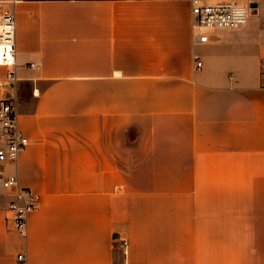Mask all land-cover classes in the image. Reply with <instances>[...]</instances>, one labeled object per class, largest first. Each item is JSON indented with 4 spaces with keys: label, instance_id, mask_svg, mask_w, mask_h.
<instances>
[{
    "label": "crops",
    "instance_id": "1",
    "mask_svg": "<svg viewBox=\"0 0 264 264\" xmlns=\"http://www.w3.org/2000/svg\"><path fill=\"white\" fill-rule=\"evenodd\" d=\"M194 21L192 0L16 4L29 143L5 169L41 198L20 232L0 179V264H264V11L205 41Z\"/></svg>",
    "mask_w": 264,
    "mask_h": 264
},
{
    "label": "built area",
    "instance_id": "2",
    "mask_svg": "<svg viewBox=\"0 0 264 264\" xmlns=\"http://www.w3.org/2000/svg\"><path fill=\"white\" fill-rule=\"evenodd\" d=\"M21 0H0V66L5 73L0 76V179L2 185L13 191L15 200L11 204V220L23 233L27 231L29 214L38 205L41 195L21 185L17 171L7 172L6 166L17 167L21 152L29 143L19 123V107L16 97V4ZM264 11V0L248 3L240 0H219L208 2L192 0L194 26L198 30V41L208 39L205 30L213 28H236L245 22L251 13ZM196 67L202 66L199 54H195ZM264 85V48L261 52ZM35 65L34 62L30 63ZM18 258L24 260V255Z\"/></svg>",
    "mask_w": 264,
    "mask_h": 264
}]
</instances>
